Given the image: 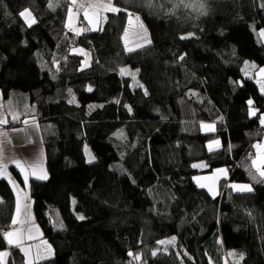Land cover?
<instances>
[{
  "label": "trees",
  "instance_id": "1",
  "mask_svg": "<svg viewBox=\"0 0 264 264\" xmlns=\"http://www.w3.org/2000/svg\"><path fill=\"white\" fill-rule=\"evenodd\" d=\"M113 4L127 12H107L102 30L77 36L65 26L71 0L54 8L49 0H0V90L32 106L11 126L36 119L46 154L47 179L29 186L54 252L32 264H264V178L249 160L254 142H264V95L242 73L246 61L264 67V0ZM25 8L36 18L31 27L19 16ZM130 12L151 41L131 53L122 39ZM188 33L194 35L180 39ZM75 47L91 54L83 70ZM122 66L139 69L144 87L121 76ZM213 140L220 143L209 150ZM199 164L206 167H193ZM218 169L227 178L214 197L194 178L211 181ZM232 181L253 190L224 187ZM14 208V191L0 179V233ZM173 236L172 253L152 255L158 240ZM6 249L0 236V251ZM11 252L8 264H24L17 249Z\"/></svg>",
  "mask_w": 264,
  "mask_h": 264
},
{
  "label": "snow or ice",
  "instance_id": "2",
  "mask_svg": "<svg viewBox=\"0 0 264 264\" xmlns=\"http://www.w3.org/2000/svg\"><path fill=\"white\" fill-rule=\"evenodd\" d=\"M59 0H49V7L50 8H54L58 5ZM72 5L77 6L79 9H83L84 10V17L86 20H88L89 24H91L93 21L92 19L89 17V13L93 12L94 15H96L97 17L99 16V13L101 11L103 12H113V13H119L121 11L123 12H127V9H121L119 7H116L113 4V0H99V2L97 3H89V4H84V3H79L78 4V0H71ZM181 3L184 4V0H181ZM196 6L195 4H184V7H193ZM198 7L200 9H203L204 5L201 3L198 5ZM168 12H171V9L168 10ZM201 14H203V12H201ZM73 15V9L70 7L68 8V20L70 21ZM19 16L21 18H23L24 23L27 24L29 27H31L33 24L36 23V18L33 16L32 11H30L28 8H25L24 10L19 12ZM129 16V24L132 23L133 19H135L136 21H139V16H135L133 13H128ZM105 20L107 19V17H103ZM99 24V20L97 19V25ZM66 27H70V24H66ZM138 27L143 30L144 29V25L142 23H140L138 25ZM96 30H102L99 27H94V28H88V27H83V28H79V29H75V34L78 36L80 35L82 32H87V31H96ZM194 35V33H188L187 35H181L180 39H187L190 38ZM259 35L261 37H264V29L260 30ZM128 36V29H125V33H124V37H125V51L131 53L133 51H135L138 48H142L144 47L146 44H150L151 41L147 39L146 37V30H145V35L140 37V39L143 40V43H136L134 47L129 46L126 37ZM74 53H79L85 56V59L81 61V65L82 68L81 70H83L84 68H87L89 66L88 64V59H87V54L84 53L83 49H73ZM183 56H180L179 59H183ZM247 63V62H245ZM119 74L121 76H130L131 79L135 82V85L139 88H143L144 86L142 84L139 83V81H137V75L139 73V69H136L135 71H132L130 69H128L127 67H121L119 68ZM260 72L264 73V68L260 69ZM92 89L89 87L88 91H91ZM69 93H71V89L68 90ZM262 91H264V87H262ZM147 90H145V95H147ZM75 96H72V98L69 100V103H75ZM119 102V101H117ZM249 106L253 105V101L249 100L248 101ZM125 107H128L127 105H125ZM129 111H131V108L128 109ZM250 116H256L257 115V110L254 108H250V112H249ZM16 117L14 116V119ZM260 119V123L262 125H264V115L259 116ZM7 121L3 118H0V124H6ZM24 123H28L27 121H24ZM201 128H206L209 131H213L214 130V126L211 124H201ZM122 135V133H121ZM0 137H6V133H0ZM6 143H10V141L7 140H0V178H6L8 179L10 182L14 183L13 178L11 176V173L8 172V163H12L22 174L23 179H24V183L25 185L28 184V180H29V175L28 173H31V175H33L36 179L39 180H45L47 179V175L43 172L42 169L39 168V164L36 161H26V160H22L21 159H17L14 156H7V158H5V153H6V149L4 147V145ZM219 140H213L210 142L209 144V150H212V145H219ZM255 147H259L258 145ZM88 162L91 163L94 161L95 157L88 152ZM193 167H206V165L204 164H199V165H193ZM252 167H254L256 169V172L259 174V177L264 178V169H262L258 163H257V159H253L252 161ZM39 169L40 174L37 175V170ZM218 173H220L223 178H227V170L225 169H218L217 170ZM197 180V183H199V178H194ZM216 179V178H214ZM253 179H256L255 176H253ZM200 187H206V185L204 184H199ZM224 187H228L231 188L232 191L234 192H251L253 190L252 186L249 184H237V183H230L227 185H224ZM208 191L210 194H212L214 197L215 195H218V192H214L213 191V187L209 186L208 187ZM75 203V202H74ZM16 213L20 214L21 213V209L19 206V203H17L16 206ZM78 219H84L83 216H78ZM12 225H16L19 223L18 219L14 216L12 218L11 221ZM62 227V225H61ZM27 231L28 233L31 232L30 228L27 229H16L15 231H8L5 230L2 233H0V236L3 237V240L6 241L7 245L11 246V247H19L21 252H23L25 254V257L27 258L29 255V252L23 247V240H24V235L23 232ZM30 238V237H29ZM175 237H171L170 239H166V240H158L157 244L158 245H174L175 243ZM49 252H51V249L49 247L48 249ZM159 251V249L157 250H153L152 251V255L155 256L157 255V252ZM9 252L8 251H0V264H6L7 258L9 257ZM129 256H132L134 260L139 261L141 259V256L139 254L136 253H132L129 252L128 253ZM229 256H239V259L242 260L243 259V254H237L235 252H229L228 253ZM24 264H30V262L28 261V259L24 260Z\"/></svg>",
  "mask_w": 264,
  "mask_h": 264
},
{
  "label": "crops",
  "instance_id": "3",
  "mask_svg": "<svg viewBox=\"0 0 264 264\" xmlns=\"http://www.w3.org/2000/svg\"><path fill=\"white\" fill-rule=\"evenodd\" d=\"M100 14L101 12L99 13V15ZM262 83L264 87V80L262 81ZM258 87H259L260 92L264 95V91H262L260 86ZM10 99L11 98L5 99L2 94V91L0 90V118H3L7 121L6 124H0V133H6V137H0V140L10 141V143H6L4 145L6 149L5 158H7V156H14L17 159L22 158V160H26V161H36L39 164V168L42 169L46 175H48L47 169H46V154H45L43 136H42L40 125L36 119H27L25 121H27L28 123L23 122L21 125L11 126L10 123L19 120L26 113V110L24 108H19V107H16V108L9 107V109L6 110L5 106L6 105L8 106V104H10L9 101L7 100H10ZM13 116L16 117V120L11 118ZM263 149H264V146H263ZM11 168L16 169V171L21 175L23 179V176L20 173V171L12 163H8L9 173H11V170H10ZM38 174H40L39 169L37 170V175ZM217 174H220V173L218 172L216 174L214 173L213 177ZM28 175H29V180H28L27 185H25L24 179L22 180L23 181L22 185L21 184L18 185L19 182L16 181L12 173H11V176L13 178L14 183L10 182L6 178H0V179L8 180V182L10 183L14 191L15 208H14V213H13L12 218L15 216L18 219L19 223L16 224V226L36 224L37 222L35 215H34L33 207H32V199H31L29 185L32 179H35V180H39V179H36L33 175H31V173H28ZM197 186L200 187L199 185ZM205 188H207V186ZM17 203H19V206L21 209L20 214L16 213ZM11 224L12 223H10L7 226L10 227ZM41 238L42 239L44 238L43 232H42ZM28 240H29L28 243H30L32 239L28 238ZM43 240H44V243L42 242L41 246L39 247H38V243H35V246L30 250V255L27 258L25 257V254L21 252L19 247H11V246L9 247L8 245V249H6L5 251H8L9 254H11L12 253L11 248L12 250L15 248L19 251L20 255L22 254L24 260L28 259L30 264H32L34 262H38L45 258H49L53 255L54 251H53L52 245L47 241V239L46 240L43 239ZM28 243L23 244V247L29 246L27 245ZM49 247L51 249V252L48 251ZM43 250L47 252L46 255L42 254L44 252ZM8 260H9V257L7 258L6 264H8Z\"/></svg>",
  "mask_w": 264,
  "mask_h": 264
},
{
  "label": "rangeland",
  "instance_id": "4",
  "mask_svg": "<svg viewBox=\"0 0 264 264\" xmlns=\"http://www.w3.org/2000/svg\"><path fill=\"white\" fill-rule=\"evenodd\" d=\"M99 2V0H78V4L79 3H84V4H89V3H97ZM71 8L73 9V15H72V18L71 20L69 21L68 20V14H67V19H66V24H70L71 26V30L73 32H75V29H79V28H83L85 26H90V28H94V27H99V24L97 25V19L100 20L101 22V26L104 24L105 22V19L103 17L106 16V13L107 12H103L101 11V14L97 17L96 15L93 14V12H90L89 13V17L92 19V23L89 24L88 20L85 19L84 17V10L83 9H79L77 6L75 5H72ZM130 13H133V12H130ZM134 14V13H133ZM135 16H139L137 14H134ZM128 16V15H127ZM83 19L86 21V23L84 24V21L83 20H80V19ZM140 18V17H139ZM127 27L125 29H128V36L126 37L127 39V42L129 44V46H132L134 47L136 43H143V40L140 39V37L144 36L145 35V30H146V37L147 39L149 40V37H148V32H147V29L145 27V25L143 24L141 18L139 19V21H136L135 19H133L132 23L129 24V16L127 17ZM142 23L144 25V29L141 30L138 25ZM84 24V25H83ZM124 33H125V30H124ZM124 33H123V45H124V48H125V37H124ZM261 37V36H260ZM262 41H264V37H261ZM74 49H83V48H80V47H75ZM84 50V53L87 54V59H88V64L90 63V60H91V54L89 51ZM82 55V54H81ZM83 57V60L85 59V56L82 55ZM247 63H244L243 67H242V73L244 75L245 78H250V79H253L257 82L258 86H260V88L262 89L263 87V83L262 81L264 80V73L260 72V69L261 68H264L262 66H258L255 62L253 61H246ZM122 67H127L128 69L132 70L130 67L128 66H122ZM132 71H135V70H132ZM137 79V78H136ZM68 95L70 97V99L72 98V96H75L74 93L71 91V93L68 92ZM17 97V95H13V97H11L10 100H7L9 101L10 104H8V106L6 105L5 106V109L8 110L9 107H13V108H16V107H19V108H24L26 110V113L23 115L25 116L27 113H30L31 110H33L32 106H29L27 103H25L24 100H21L20 102V97L17 98V100H15ZM18 103H20V105H18ZM33 113V111H32ZM264 115V114H262ZM22 116V117H23ZM21 117V118H22ZM14 119V116L11 117ZM20 118V119H21ZM19 119V120H20ZM29 119H34V118H29ZM16 120V118L14 119ZM17 120V121H19ZM15 121V122H17ZM15 122H11L10 125H12L13 123ZM214 126V124H211ZM205 131L208 130L206 128H203ZM209 131V130H208ZM210 144V143H209ZM209 144H208V147H209ZM259 146V147H255V146ZM217 145H212V148H215ZM263 146H264V142L263 140H260V141H255L254 142V146H253V151L254 153H250L251 155V162L253 161V159H257V163L258 165L264 169V149H263ZM255 148V149H254ZM90 152L88 146L86 147V155L87 153ZM91 153V152H90ZM92 154V153H91ZM93 155V154H92ZM249 155V156H250ZM87 158H88V155H87ZM249 158V157H248ZM215 174L217 173V171L214 172ZM212 176V175H210ZM209 176H206L204 179L202 178L200 180V183H197V185L199 184H204L207 186V188L209 186L213 187V191L214 192H218L219 194L222 192L220 190V187L222 186V183L224 182V178L221 174H217L215 175L214 177H212L209 181L207 180ZM216 178V179H214ZM230 183H237V184H249L247 182L245 183H242V182H236V181H232V182H229ZM20 185V184H18ZM227 185V184H226ZM250 185V184H249ZM20 187V186H19ZM27 228H30L31 229V232L28 233L27 231H24L23 232V235H24V240H23V244H26L29 242L28 238L30 237L32 240L30 243H28L27 247H24L28 252H29V255H30V250L35 246V243H38V247L41 246L42 242L44 243V240L45 238H41V235H42V232H41V228L39 226V224L36 222V224H29V225H20V226H16V225H10L9 226H5V227H2L1 230L2 231H5V230H8V231H15L16 229H27ZM171 238V237H170ZM168 238V239H170ZM46 240V239H45ZM162 240H166V239H162ZM10 247V246H9ZM176 247V239H175V243L174 245H158V249L159 251L163 252V253H166V254H170L173 252V250L175 249ZM45 250V249H44ZM43 250V251H44ZM42 251V252H43ZM46 251H44L42 254L43 255H46ZM28 255V256H29Z\"/></svg>",
  "mask_w": 264,
  "mask_h": 264
},
{
  "label": "built area",
  "instance_id": "5",
  "mask_svg": "<svg viewBox=\"0 0 264 264\" xmlns=\"http://www.w3.org/2000/svg\"><path fill=\"white\" fill-rule=\"evenodd\" d=\"M249 160H251V159H249Z\"/></svg>",
  "mask_w": 264,
  "mask_h": 264
}]
</instances>
